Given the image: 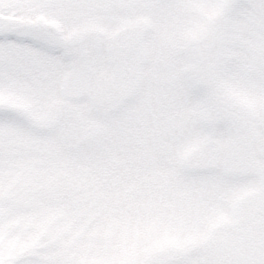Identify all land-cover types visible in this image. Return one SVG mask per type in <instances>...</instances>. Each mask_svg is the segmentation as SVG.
I'll use <instances>...</instances> for the list:
<instances>
[{"label": "snow or ice", "instance_id": "snow-or-ice-1", "mask_svg": "<svg viewBox=\"0 0 264 264\" xmlns=\"http://www.w3.org/2000/svg\"><path fill=\"white\" fill-rule=\"evenodd\" d=\"M0 264H264V0H0Z\"/></svg>", "mask_w": 264, "mask_h": 264}]
</instances>
